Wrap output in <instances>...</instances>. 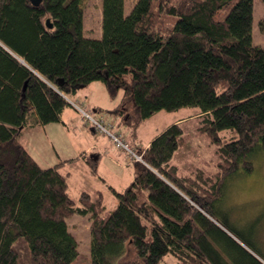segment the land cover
<instances>
[{"label":"trees","instance_id":"16d2710c","mask_svg":"<svg viewBox=\"0 0 264 264\" xmlns=\"http://www.w3.org/2000/svg\"><path fill=\"white\" fill-rule=\"evenodd\" d=\"M88 1L0 0V264H165L168 254L178 264H264L218 207L226 179L252 172L264 153L255 0H137L128 12L125 0H102L100 37L85 32ZM94 81L112 99L123 93L109 113L133 135L161 110L198 107L207 146L194 162L184 156L193 171L175 162L191 138L178 120L136 148L146 164L112 188L115 207L101 190L73 196L65 161L41 166L20 136L64 122L69 99ZM85 158L96 173L98 158ZM71 215H89L88 256Z\"/></svg>","mask_w":264,"mask_h":264},{"label":"rangeland","instance_id":"374dc122","mask_svg":"<svg viewBox=\"0 0 264 264\" xmlns=\"http://www.w3.org/2000/svg\"><path fill=\"white\" fill-rule=\"evenodd\" d=\"M137 0H125L126 12L130 11ZM264 17V0H255L253 40L264 47V29L258 25ZM86 34L91 37H100L102 34V0H89L85 9ZM95 117H100L93 108L100 105L102 114L107 121H114L116 126L109 127L113 132H123L125 140L136 149L146 146L161 131L169 125L183 121L185 133L191 137L190 142L180 151H176L175 162L183 165V172L191 173L193 165L187 166L195 159V154L203 152L206 139L197 133L199 108L195 106L182 107L178 110H161L154 116L146 119L132 134V127L120 122L118 116L109 113V109L122 102L123 93L111 98L102 81H94L82 88L79 96H72ZM131 107V100L128 99ZM64 122H54L43 127L34 126L24 128L20 141L43 167L54 166L65 158L74 157L83 151L87 156L98 158L97 172L91 171L86 158L80 157L67 162L64 170L70 171L69 190L73 196L80 191H89L92 194L101 190L109 208L118 203V198L112 188L124 189L130 185L138 171V163L126 162V151L117 147L108 134L93 130L94 126L85 123L82 114L76 107H67L64 113ZM182 119V120H181ZM208 142V140H207ZM93 145L92 151L88 148ZM188 145V146H187ZM208 148V147H207ZM139 149V148H137ZM188 152V153H187ZM200 154V156H201ZM188 155H191L188 157ZM199 155V153H198ZM125 159V160H123ZM186 160V161H185ZM74 161V162H73ZM118 161V162H117ZM129 161V159H128ZM194 162V161H193ZM144 164L145 161L143 162ZM199 164L201 167L203 164ZM253 171L250 173H235L226 179L221 192L220 210L226 215L228 224L244 240L247 246L264 261V153L253 158ZM88 216L71 215L67 217L69 230L79 243V251L90 255V222ZM90 221V220H89ZM230 231V230H229ZM236 237V236H235ZM249 244V245H248ZM230 260V258H228ZM165 264H178L177 259L168 254L164 257Z\"/></svg>","mask_w":264,"mask_h":264},{"label":"built area","instance_id":"2783aa9c","mask_svg":"<svg viewBox=\"0 0 264 264\" xmlns=\"http://www.w3.org/2000/svg\"><path fill=\"white\" fill-rule=\"evenodd\" d=\"M70 102L76 107L79 112L82 114V119L85 120V123L92 124L95 130L108 134L110 138L116 143L117 147L123 148L126 151L129 161H141L144 162L142 154H139L136 149H133L129 143L125 140V137L122 132H113L109 127H114V123L107 121L103 114H100V117L93 116L88 112L79 101L69 99Z\"/></svg>","mask_w":264,"mask_h":264},{"label":"crops","instance_id":"0c3cea01","mask_svg":"<svg viewBox=\"0 0 264 264\" xmlns=\"http://www.w3.org/2000/svg\"><path fill=\"white\" fill-rule=\"evenodd\" d=\"M125 11H126V8H125ZM84 24H86V22H85V14H84ZM85 28V32H86V26L84 27ZM104 86H105V84H104ZM106 88V87H105ZM107 90V89H106ZM80 92V91H79ZM79 92L77 93V94H75V96H79ZM117 105V104H116ZM115 106V105H114ZM113 106V107H114ZM112 107V108H113ZM93 110L94 111H97L99 114H102L101 112H99L100 110L102 111V108H101V106L100 105H98V106H96V107H94L93 108ZM65 112H66V110H65ZM64 112V113H65ZM63 116H64V114H63ZM63 120H64V117H63ZM35 127V126H34ZM39 127H43V126H36L35 128H39ZM26 128V127H25ZM24 130V129H23ZM93 130H95V129H93ZM23 132V131H22ZM22 135V134H21ZM21 137V136H20ZM149 144V143H148ZM147 144V145H148ZM93 149H95V146H93V145H91L89 148H88V150H90V151H92ZM86 155H87V153L85 152V151H83L81 154H79V156L78 155H75L74 157H70V158H65V160H63V161H65V164H64V166H63V168L65 169L66 168V166H67V162L69 161V159H77V158H80V157H86ZM123 160H125V159H123ZM63 161H59V162H63ZM74 162V161H73ZM118 162V161H117ZM126 162H127V164H130V161H128V157L126 156ZM50 166H52V165H50ZM65 171H68L67 169L65 170ZM68 172H70V171H68ZM71 173V172H70ZM81 192V191H80ZM88 219V223L90 222L89 220V217L87 218ZM69 225V224H68ZM90 226V225H89ZM70 229V228H69Z\"/></svg>","mask_w":264,"mask_h":264},{"label":"water","instance_id":"95a60500","mask_svg":"<svg viewBox=\"0 0 264 264\" xmlns=\"http://www.w3.org/2000/svg\"><path fill=\"white\" fill-rule=\"evenodd\" d=\"M34 3L38 4L39 2H41V0H32ZM49 27H52V24L49 23Z\"/></svg>","mask_w":264,"mask_h":264}]
</instances>
